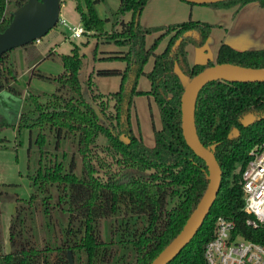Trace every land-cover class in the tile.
I'll list each match as a JSON object with an SVG mask.
<instances>
[{
    "label": "trees",
    "instance_id": "16d2710c",
    "mask_svg": "<svg viewBox=\"0 0 264 264\" xmlns=\"http://www.w3.org/2000/svg\"><path fill=\"white\" fill-rule=\"evenodd\" d=\"M25 1L0 0V32ZM100 1L77 4L80 21L86 31L116 46L102 51L99 59L119 60L123 68L99 67L85 74L88 57L74 44L70 54L59 57L61 73L42 74L34 65L40 56L35 60L29 53L31 76L54 83L55 89L22 96L9 52L0 58V89L10 95L7 100L0 95V131L15 126L28 131L26 176L31 188L28 198H16L8 251L0 216V264H69V252L73 264H149L181 230L208 183L204 160L182 135V76L189 81L215 63L264 68V48L236 50L225 42L214 60L191 64L187 47H203L216 25L189 17L143 26L140 16L148 0H120L106 32L107 20L95 8ZM252 1L264 7V0L203 5L240 8ZM151 34L157 37L147 44ZM163 39L164 49L156 52ZM33 44L37 42L22 47L29 50ZM97 46L94 43L93 59ZM151 56L152 67L145 71ZM106 76L120 77L116 91L100 90L96 78ZM141 76L147 77L148 90L138 89ZM139 95L151 96L159 112L161 127L152 122V146L133 129ZM248 117L254 120L245 125ZM195 125L204 146L216 144L220 186L196 234L166 264H204V246L218 216L234 222V235L264 245V227L246 224L251 215L243 209L241 186L249 150L264 142V82L207 83L196 99Z\"/></svg>",
    "mask_w": 264,
    "mask_h": 264
},
{
    "label": "rangeland",
    "instance_id": "374dc122",
    "mask_svg": "<svg viewBox=\"0 0 264 264\" xmlns=\"http://www.w3.org/2000/svg\"><path fill=\"white\" fill-rule=\"evenodd\" d=\"M77 4L84 7L83 0H61L60 3V15L66 19L69 23H76L79 21V12L76 8ZM110 5V1H108ZM105 5V3L103 4ZM99 6H102L100 2L95 4V8L98 14ZM13 4L9 3L8 9L11 10ZM234 8V7H229ZM224 8V9H229ZM219 9V8H218ZM155 13V9L153 8ZM189 14L191 18L195 20V17H199V21H214L216 16L210 7L205 5H194V10H188L186 14V19H188ZM100 16V15H99ZM111 16V14H110ZM101 17H103L101 15ZM178 17V15H177ZM113 18V17H112ZM157 21V20H152ZM106 23V22H105ZM156 26V25H155ZM107 26L104 25L106 32H110L111 27L107 31ZM215 28V27H214ZM92 31L85 32L82 37L79 39L70 40L68 39L69 31L66 30L59 23L51 29L45 36L39 39L40 43L33 44V48L29 49V53L35 55V60L38 58L34 65L36 64V71L42 74L49 75H58L62 72L60 67V55L70 54L72 47L77 46L79 53H85L88 57L87 68L84 71L85 74L90 69L91 56L93 54L94 43H96L97 49L95 55L99 54L103 49L110 48L102 41V38H97ZM156 35L152 37L147 36V43L150 44ZM166 42L163 39L156 48V52H161L163 48V42ZM226 42V38L224 39ZM114 46V45H113ZM112 47V46H111ZM23 48L16 47L9 51V63L11 64V69L16 75L17 78V87L21 90L22 96L27 94L29 91L34 93L47 92L50 93L54 91L55 85L52 82L39 79L36 76H31V68L25 73V68H23V63H20L19 58L13 52L18 53V49ZM103 48V49H102ZM16 50V51H13ZM33 50V51H32ZM211 48L208 45V50L205 56L197 60L192 58L191 61H203L207 58L214 60L213 54L210 52ZM193 51V50H191ZM202 52V51H201ZM19 54V53H18ZM40 54V55H38ZM37 55V56H36ZM93 57V56H92ZM16 63V61H18ZM103 61V59H100ZM153 57H149L147 63L145 64L144 69L149 70L151 68ZM195 63V62H193ZM97 67V66H96ZM29 68V67H28ZM35 71V72H36ZM106 77H115V76H106ZM182 81L184 84L188 82V79L182 76ZM99 82V81H98ZM99 88L103 92H110V88L107 84H104L103 81H100ZM16 85V83H14ZM137 87L139 90L149 89V81L146 76H141L138 79ZM114 90H112L113 92ZM1 97L3 100H7L6 94L2 93ZM152 122L155 128L161 127V121L159 112L155 105V102L151 96L147 97L146 95H139L135 98V105L132 113V124L134 131L139 134L142 139L148 144L150 141L154 140L153 137V128ZM27 144H28V131L25 128H20L17 130V127H5L0 131V181H3L6 185H0V215H1V228L2 230L6 229L10 223V218L14 216L16 210V198L26 199L30 194L29 182L27 179ZM238 170V168L236 169ZM29 189V191H28ZM4 232V231H3Z\"/></svg>",
    "mask_w": 264,
    "mask_h": 264
},
{
    "label": "water",
    "instance_id": "95a60500",
    "mask_svg": "<svg viewBox=\"0 0 264 264\" xmlns=\"http://www.w3.org/2000/svg\"><path fill=\"white\" fill-rule=\"evenodd\" d=\"M203 5L226 0H183ZM61 0H26L11 12L9 24L0 32V58L10 50L37 41L45 36L58 23ZM264 82V68H248L231 63H215L194 75L184 86L180 98L181 130L188 147L206 165L207 187L186 219L178 234L156 255L149 264H166L173 259L193 238L216 198L220 186L221 169L214 154L216 144L204 146L195 125V105L200 90L209 82ZM0 95L2 90L0 89ZM254 119L248 117L244 124ZM236 131V130H235ZM237 132V131H236ZM230 136H232L230 134ZM69 264H73L71 254Z\"/></svg>",
    "mask_w": 264,
    "mask_h": 264
},
{
    "label": "crops",
    "instance_id": "0c3cea01",
    "mask_svg": "<svg viewBox=\"0 0 264 264\" xmlns=\"http://www.w3.org/2000/svg\"><path fill=\"white\" fill-rule=\"evenodd\" d=\"M108 1H110V5L108 4ZM105 3V5H103ZM120 0H104L100 1V4L102 6H99V15L103 17V19H106V23H104L105 26H107V31L111 26V18L110 14L117 10L119 6ZM194 5H190L189 3L183 1V0H148L145 4L141 16H140V23L143 26H155V25H166L171 23H177L186 21V14L188 10H194ZM153 8L155 9V13L153 12ZM210 11L215 14L216 19L214 21H208L209 23H213L216 25L215 28H213L207 37L205 44L203 47H195L193 45H189L187 47L188 50V59L191 64L193 62L195 63H205L208 60H213L211 58H207L203 61H191L192 58H195L197 60H200L203 56L206 55L208 50V45L211 48L210 52L213 54L214 59L217 56L218 48L222 42H225L224 39L226 38V42L228 45H230L232 48L236 50H245V49H262L264 48V7L260 6L258 2L252 1L250 3H247L246 5L237 8H211ZM178 15V17H177ZM191 17L189 14L188 18ZM126 20L130 18V13L125 15L124 17ZM195 20H200L199 17H195ZM157 20V21H152ZM81 22L80 21V15H79V21H77L74 24H77ZM153 35L157 34H151ZM149 36V35H148ZM70 40H74L71 38H68ZM167 41V39H165ZM147 41V38H146ZM40 43V41L38 42ZM37 43V44H38ZM148 44V43H147ZM110 46V48L103 49L102 51H111L116 49V46H113L111 44H106V46ZM163 48L166 45V42H163ZM112 46V47H111ZM193 50V51H191ZM16 51V50H13ZM101 51V52H102ZM202 51V52H201ZM96 54V59H93L91 56V64L90 69H88V72L93 71L96 68L99 67H110V68H123L124 64L123 62L119 60H103L101 61L99 58L103 56L102 53ZM15 55L19 58L20 63H23V68H25V73L28 71V55L29 50L28 48H20L17 52H13ZM192 54V58H191ZM16 61L17 62H19ZM153 64V60L151 63V67ZM97 66V67H96ZM62 69V66L60 67V70ZM151 69V68H150ZM149 69V70H150ZM145 70V71H149ZM97 82L101 83L100 81H103L104 84H107L108 87L111 90L116 91L119 87L120 83V77H97ZM148 90V89H146ZM6 94V98L10 99V95ZM158 129V128H157ZM153 132V131H152ZM144 141V140H143ZM145 142V141H144ZM154 143V140H153ZM152 141L150 143H146L148 146L153 145ZM29 184V183H28ZM0 185H6L3 181H0ZM30 187V186H29ZM31 189V188H30ZM29 191V189H28ZM31 191V190H30ZM1 216V215H0ZM11 219V218H10ZM9 219V220H10ZM8 228L2 230V236L4 240V246L5 250H9V240H8ZM4 231V232H3Z\"/></svg>",
    "mask_w": 264,
    "mask_h": 264
},
{
    "label": "built area",
    "instance_id": "2783aa9c",
    "mask_svg": "<svg viewBox=\"0 0 264 264\" xmlns=\"http://www.w3.org/2000/svg\"><path fill=\"white\" fill-rule=\"evenodd\" d=\"M58 23L69 31L67 37L71 39H79L87 32L81 22L69 23L61 15ZM248 155L241 172L243 209L251 215L246 224L264 227V142L253 146ZM234 226L232 220L223 216L216 218L213 236L204 246V264H264V245L234 235Z\"/></svg>",
    "mask_w": 264,
    "mask_h": 264
}]
</instances>
